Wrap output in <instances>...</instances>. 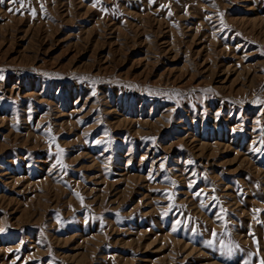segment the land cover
<instances>
[{"label": "rangeland", "instance_id": "374dc122", "mask_svg": "<svg viewBox=\"0 0 264 264\" xmlns=\"http://www.w3.org/2000/svg\"><path fill=\"white\" fill-rule=\"evenodd\" d=\"M0 77V264L264 261V0H3Z\"/></svg>", "mask_w": 264, "mask_h": 264}, {"label": "snow or ice", "instance_id": "6c2138e0", "mask_svg": "<svg viewBox=\"0 0 264 264\" xmlns=\"http://www.w3.org/2000/svg\"><path fill=\"white\" fill-rule=\"evenodd\" d=\"M0 2H3V0H0ZM19 3L20 5H21V8H23V7H25V0H9V3ZM95 6V5H94ZM163 7V6H162ZM20 8H18V9H15V11L16 12H20ZM8 11L9 12H12L13 11V9L12 8H9L8 9ZM32 14L33 15H35V10H32ZM171 14V13H170ZM221 23H223V21L221 20ZM0 79H2V77H0ZM255 103H260V101H255ZM189 187H191V185H189ZM78 195V194H77ZM195 195H197V196H199L200 195V193H196ZM215 199V198H214ZM201 206L203 207L204 205H203V203L201 204ZM221 211H223V209L221 210ZM258 211V210H257ZM180 223V221H177V224H179ZM174 231H175V228L173 229ZM193 231H195V229H193ZM213 235L215 236L216 235V233L215 232H213ZM261 264H264V261H261Z\"/></svg>", "mask_w": 264, "mask_h": 264}]
</instances>
